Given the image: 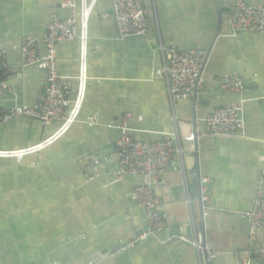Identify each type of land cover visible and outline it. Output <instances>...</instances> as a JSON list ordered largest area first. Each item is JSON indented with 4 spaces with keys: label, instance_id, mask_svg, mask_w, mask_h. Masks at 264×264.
I'll return each mask as SVG.
<instances>
[{
    "label": "crops",
    "instance_id": "0c3cea01",
    "mask_svg": "<svg viewBox=\"0 0 264 264\" xmlns=\"http://www.w3.org/2000/svg\"><path fill=\"white\" fill-rule=\"evenodd\" d=\"M63 1L0 0V47L6 66L15 71L0 112L31 107L41 95L44 71L21 69L15 45L24 36L42 35L53 15L67 16ZM235 2L144 0L150 29L118 40L111 18L102 17L110 12L111 0H95L88 22L86 89L76 121L41 151L20 161L0 158V264H236L240 258L258 264L251 254L264 246V232H252L245 214L264 179V107L259 102L264 34L230 37ZM160 45L206 53L202 89L190 99L173 100L166 78L156 75L163 67ZM39 52H44L41 45ZM78 52L76 41L56 46L58 73L70 84L71 100L77 91ZM232 73L245 82L235 96L223 94L218 84L221 75ZM233 101L245 105L243 137L205 136L195 141L196 150L183 146L192 127L204 132L203 120ZM126 113L132 115L128 125L134 139L169 137L175 154L152 186L161 201L164 231L117 253L118 245L145 228L131 195L144 179L116 176L113 143ZM57 128L12 120L0 127V151L36 146ZM202 228L208 248L196 249L192 244L202 243Z\"/></svg>",
    "mask_w": 264,
    "mask_h": 264
},
{
    "label": "built area",
    "instance_id": "2783aa9c",
    "mask_svg": "<svg viewBox=\"0 0 264 264\" xmlns=\"http://www.w3.org/2000/svg\"><path fill=\"white\" fill-rule=\"evenodd\" d=\"M109 13L103 18H111L118 40L132 36H143L151 27L152 22L144 5V0H111ZM95 0L88 4L82 0L79 4L72 0H64L61 4L68 15L61 17L53 15L46 25L45 31L39 36H24L15 45L21 56V69L31 67L44 71L45 84L37 102L29 106H15L0 112V127L15 119L34 120L42 125L57 124V130L36 146L14 151H0V158H13L20 161L25 156L34 154L52 145L67 132L76 121L80 112L86 89L87 79V42L88 22ZM230 37L235 38L243 33L264 34V4L262 2L246 3L236 0L231 18ZM76 41L79 49V73L77 76V91L75 98L70 99V84L59 75L56 62V46L60 42ZM44 52H39V46ZM163 67L157 71V76H163L168 81L169 93L175 101L190 99L195 91L202 89L203 81L200 75L201 65L206 53L200 50H182L175 47L159 46ZM5 50L0 47V62L6 71L5 79L0 81V99L4 92H10L9 81L14 70L5 64ZM221 92L235 96L245 88L244 79L237 74H223L218 78ZM264 107V95L259 98ZM245 105L242 101H233L213 110L204 120V132L198 130L186 138L193 142L204 138H241L245 133ZM132 115L126 113L117 125L118 135L113 145L118 156L117 177H139L144 179L132 189V198L136 206L143 212L145 228L135 234L125 245H118L117 253L132 249L138 243L153 238L165 229V217L162 215L160 199L154 193L152 186L157 184L168 169L175 154L173 141L169 137L158 142H142L134 139L130 133L129 121ZM95 117L90 119V123ZM264 177V171H263ZM206 183V179H202ZM264 179L255 192V198L250 212L245 214L249 220L252 232H264ZM205 200V198H202ZM196 249L202 247L198 239L192 244ZM208 248L207 243L204 248ZM251 258L264 264V246L254 250ZM236 264H250V259L240 258Z\"/></svg>",
    "mask_w": 264,
    "mask_h": 264
},
{
    "label": "water",
    "instance_id": "95a60500",
    "mask_svg": "<svg viewBox=\"0 0 264 264\" xmlns=\"http://www.w3.org/2000/svg\"><path fill=\"white\" fill-rule=\"evenodd\" d=\"M194 94H196V91H195V93ZM195 96V95H194ZM192 123H193V120H192ZM193 125H194V123H193ZM192 133H194V128L192 127ZM184 142V144H187V145H183V146H187V147H189L190 148V146H192V148L194 149V150H196V143H195V141H193V142H188V141H186V138H185V141H183ZM191 144V145H190ZM102 154H100L99 156H101ZM89 158H90V155H89ZM88 162L90 163V159L88 160ZM201 233H202V244L204 245V243H205V238H204V231H203V228H202V231H201Z\"/></svg>",
    "mask_w": 264,
    "mask_h": 264
},
{
    "label": "trees",
    "instance_id": "16d2710c",
    "mask_svg": "<svg viewBox=\"0 0 264 264\" xmlns=\"http://www.w3.org/2000/svg\"><path fill=\"white\" fill-rule=\"evenodd\" d=\"M6 77V71L2 68L1 62H0V81L5 79Z\"/></svg>",
    "mask_w": 264,
    "mask_h": 264
},
{
    "label": "rangeland",
    "instance_id": "374dc122",
    "mask_svg": "<svg viewBox=\"0 0 264 264\" xmlns=\"http://www.w3.org/2000/svg\"><path fill=\"white\" fill-rule=\"evenodd\" d=\"M123 40H124V39H123ZM56 60H57V55H56ZM73 124H74V122L71 124V126H70V128L67 130V132L71 129V127H72ZM67 132H66V133H67ZM66 133H65V134H66ZM65 134H63L60 138H62Z\"/></svg>",
    "mask_w": 264,
    "mask_h": 264
},
{
    "label": "bare ground",
    "instance_id": "6f19581e",
    "mask_svg": "<svg viewBox=\"0 0 264 264\" xmlns=\"http://www.w3.org/2000/svg\"><path fill=\"white\" fill-rule=\"evenodd\" d=\"M231 30H232V27H231Z\"/></svg>",
    "mask_w": 264,
    "mask_h": 264
}]
</instances>
